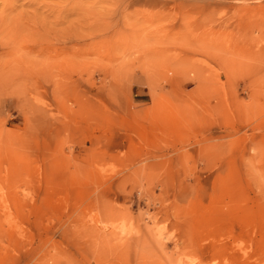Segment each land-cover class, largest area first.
<instances>
[{
  "label": "rangeland",
  "instance_id": "374dc122",
  "mask_svg": "<svg viewBox=\"0 0 264 264\" xmlns=\"http://www.w3.org/2000/svg\"><path fill=\"white\" fill-rule=\"evenodd\" d=\"M0 264H264V0H0Z\"/></svg>",
  "mask_w": 264,
  "mask_h": 264
},
{
  "label": "bare ground",
  "instance_id": "6f19581e",
  "mask_svg": "<svg viewBox=\"0 0 264 264\" xmlns=\"http://www.w3.org/2000/svg\"><path fill=\"white\" fill-rule=\"evenodd\" d=\"M3 41V40H2Z\"/></svg>",
  "mask_w": 264,
  "mask_h": 264
}]
</instances>
